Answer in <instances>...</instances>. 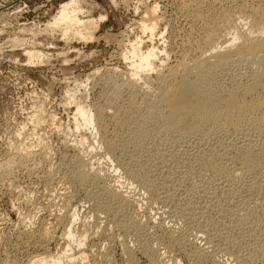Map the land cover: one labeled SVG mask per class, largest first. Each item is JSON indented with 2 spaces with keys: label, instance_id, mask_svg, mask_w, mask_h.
I'll return each mask as SVG.
<instances>
[{
  "label": "rangeland",
  "instance_id": "obj_1",
  "mask_svg": "<svg viewBox=\"0 0 264 264\" xmlns=\"http://www.w3.org/2000/svg\"><path fill=\"white\" fill-rule=\"evenodd\" d=\"M66 1L0 0V264H30L59 254L67 243L73 247L65 231L74 215L76 237L87 233L81 247L86 259L75 254L76 264H264V108L258 102L264 90L259 82L243 84L262 69L257 61L264 53L223 71L209 70L211 84L219 88L235 80L245 101L235 108L240 110L235 119L208 114L194 135L179 140L176 135L183 134L168 130V109L153 103L160 75H166L168 99L187 103L180 79H187L193 65L186 64L203 52V29L227 10L234 16L249 13L259 0H77L80 16L93 21L90 38L45 29ZM149 8L159 21L152 39L139 26ZM221 35L219 44L226 38ZM137 36L142 50L165 48L168 56L161 54V65L156 61L147 79L141 76L132 86L131 59L123 56ZM25 49L43 56L28 61ZM68 94L100 114L104 129L96 121L91 127L97 139L92 149L90 139L79 142L89 130L74 128L75 103ZM200 151L203 165L195 161ZM122 166L126 172L138 168L141 181L134 183ZM168 167L166 190L159 183ZM93 169L102 180H84ZM152 179L158 190L149 192ZM120 183L127 184L124 195L131 204L119 211L113 207L121 202L109 203L114 201L109 191ZM112 211L124 222L112 219Z\"/></svg>",
  "mask_w": 264,
  "mask_h": 264
},
{
  "label": "bare ground",
  "instance_id": "obj_2",
  "mask_svg": "<svg viewBox=\"0 0 264 264\" xmlns=\"http://www.w3.org/2000/svg\"><path fill=\"white\" fill-rule=\"evenodd\" d=\"M154 5V4H153ZM152 5V6H153ZM158 5V4H157ZM151 7V6H149ZM155 7V6H154ZM148 8V7H147ZM146 8V9H147ZM150 9V8H149ZM148 9V10H149ZM59 11L57 12L56 15H54L53 19L47 23V25L45 26V29L46 30H51V31H59V33H61L62 37H68V35H71L73 37H81V38H90L91 37V30L93 28L92 24H93V21L92 20H88V19H85V17H81L80 14H81V8L79 7V5L77 4V0H69V1H66L65 3H63L60 7V9H58ZM241 10V9H239ZM246 11V10H245ZM145 12V11H144ZM217 12V11H216ZM80 13V14H79ZM144 14V13H143ZM148 14V13H147ZM146 14V15H147ZM232 14V15H231ZM234 13H231L229 12L228 10L225 11V12H222L221 14L217 15V18L216 20L212 21L214 23H208V25L205 27V29H203V40H204V46L203 47H200V50L203 48V52L199 53V55H197V58L196 59H193V63L190 64H186L187 67L189 65H193L189 70V75L188 77L191 75L190 78L187 77V79L183 78L185 76H183L181 80L182 83V86H184L183 90H181V97L182 99L184 97H188V102L187 103H183L180 104L178 102V100H173L171 101L170 99H168L167 97V94L165 93V91L167 92V90H163L164 86H163V82H164V79H165V82L167 80L166 78V75H160V79H161V82L157 85V90L156 92L154 93L155 94V97L156 99L153 100V103H156V104H159L162 109L166 110L168 109V120H169V126L170 128H168V130L173 127L175 128V131L177 132H180L181 134H183V136H179V135H176V137H178V139H182V138H187V137H191L193 134V132L197 129V127L199 126L200 122L206 120L208 117L207 115L208 114H211V113H215V116L216 117H219L220 119H225L226 117L230 118V119H235V116L237 114L240 113V110L239 109H235L237 107H242L244 106L245 104V101H242L239 96V90L238 88L235 86V80L234 79H231V83H230V86L228 85V87H225V88H222V87H218V85H216L215 83L211 84V81L213 76L211 74H208L209 73V70H213V71H223L225 70L226 68L230 67V65H232L235 61H239L240 59H244L246 56H252V55H255L257 56L258 54H262L264 53V0H259V4L256 6V7H253L251 8L250 12L249 13H246L244 11H238V16H234L233 15ZM83 15V14H82ZM214 15V14H213ZM210 17V16H209ZM242 17V18H241ZM87 18V17H86ZM160 18V17H159ZM242 19L243 21V18H244V21L243 23L242 22H239L237 19ZM248 20V21H246ZM158 18L155 14V11L154 9H150V12H149V15L145 16L144 18H142L141 20V24H139V26H141V29L144 31V32H147L149 36L150 35V39H152V37L154 36L155 34V31L157 30V26H158ZM140 23V22H138ZM223 26H225V31H222L224 29H221ZM91 31V32H90ZM222 31V32H220ZM162 32V31H161ZM202 32V31H201ZM142 33V32H141ZM159 33V32H158ZM220 33H225L226 34V38H224V42L222 44H219L218 42L221 41H216L218 38H221L222 35L219 37ZM218 35V37L216 39H214L216 36ZM227 35H229V38L227 37ZM224 36V35H223ZM138 37V36H137ZM225 37V36H224ZM141 38V37H140ZM139 37L136 38V40H134L133 42H131V44H129L130 46V50L128 51V54L129 56H123L124 59H131V61L128 63L129 66L131 67V75H130V79H129V82L132 86H134V84H136V82L138 83L137 81V78L139 77H143L145 78V80L147 79V75L149 72H151L152 70L154 71V68H155V62L156 61H160L161 57L160 55L161 54H164L165 57L167 55V51L164 49L162 50H158L157 47H154V46H151V47H146L145 46V49L142 50V40L140 39ZM148 38V37H147ZM223 38V37H222ZM196 39V38H195ZM216 41H214V40ZM201 40V43L202 41ZM242 42H240V41ZM237 41H239L240 43H238ZM152 42V41H151ZM222 42V41H221ZM200 43V42H199ZM202 46V45H201ZM205 48L207 49V51H211V53L209 54H206L208 56H204L205 53L204 51ZM34 49V48H33ZM35 50V49H34ZM202 51V50H201ZM204 53V54H203ZM258 53V54H257ZM25 55L27 56V59L28 61H32L34 60L35 58H39L41 56H43L41 54V52H38L37 50L36 51H33V50H28V49H25ZM168 56V55H167ZM235 56H237V58H235ZM254 56V58H255ZM261 58L258 59L257 63L259 65H261V68L260 69L261 71L263 70L264 71V59H263V56L260 55ZM164 57V58H165ZM196 57V56H194ZM259 57V55H258ZM257 57V58H258ZM163 58V57H162ZM167 58V57H166ZM235 58V59H234ZM252 58V57H251ZM191 60V59H190ZM33 62V61H32ZM31 62V63H32ZM159 63V62H158ZM181 62H179L180 64ZM164 64V63H163ZM162 64V65H163ZM178 64V63H177ZM177 64H175V66L173 67H176ZM182 64H185L183 63L182 61ZM181 64V65H182ZM257 64V66H259ZM160 65H161V61H160ZM180 65V66H181ZM183 66V65H182ZM181 66V67H182ZM158 67V66H157ZM167 67V66H166ZM170 68L172 67L169 66ZM168 67V69H169ZM185 67V66H183ZM182 67V68H183ZM179 67H176L175 69H177ZM189 68V67H188ZM260 68V67H259ZM157 69V68H156ZM173 69V68H171ZM185 69V68H184ZM182 69L183 71H185V74L186 72H188V70L186 71V69L184 70ZM117 69L113 68V71L115 72ZM178 70V69H177ZM253 70V69H252ZM256 70V69H255ZM253 71L252 73H250V76L247 74L246 76H249L248 80H246L243 84L247 85V84H254L255 82H259L260 84L263 85V90H264V72L262 71V73H260L259 69L257 71ZM112 71V72H113ZM170 73H171V70H169ZM158 72V71H157ZM161 72V71H160ZM166 72H168L167 68H166ZM165 72V74H166ZM174 72V70L172 71ZM130 73V72H129ZM168 73V74H170ZM176 73V71H175ZM184 73V72H183ZM164 74V73H162ZM167 74V75H168ZM178 74V73H177ZM113 75V74H112ZM150 75V74H149ZM157 75V74H156ZM174 75V74H173ZM171 76V75H170ZM175 76V75H174ZM182 76V75H181ZM168 77V76H167ZM173 77V76H172ZM88 78V77H87ZM107 78V77H106ZM111 78V77H110ZM87 80V79H86ZM168 80H169V77H168ZM159 81V80H158ZM177 81V80H176ZM215 81V80H214ZM250 81V82H249ZM77 82V81H76ZM237 82V81H236ZM79 84H82V83H79ZM128 83V85H130ZM177 84H178V81H177ZM178 84V85H180ZM208 84V86L206 85ZM221 84V83H220ZM123 85V84H122ZM126 85V84H125ZM77 86V85H76ZM131 86V87H132ZM163 86V87H162ZM167 86V85H166ZM225 86V85H223ZM129 87V86H128ZM130 87V88H131ZM134 88V87H132ZM175 88V87H174ZM179 88V87H178ZM167 89V88H166ZM244 90V88H242ZM117 90V89H116ZM180 90V89H179ZM70 91V90H69ZM118 92V91H117ZM177 92V91H176ZM69 93V92H68ZM147 95L149 94V92H147ZM168 93V92H167ZM180 94V93H179ZM176 95V94H175ZM174 95V96H175ZM68 99L71 100L72 102L74 101V94H68ZM153 96V95H152ZM169 96V94H168ZM154 97V98H155ZM149 99V98H148ZM152 99V98H151ZM175 99V98H173ZM178 99V98H177ZM181 99V98H179ZM259 103L262 104L263 108H264V94H263V97H261L258 101ZM75 109H74V114H73V125H74V128L76 130H79L81 127H83V129L85 130H89L88 131V135H81V138L79 139V142L81 144H85L86 141L88 139L89 142L92 141V143L87 146L89 149H92L94 148V143L95 141L97 140L96 139V136L95 134L92 133L91 131V127L93 128V124L96 123L98 125L97 128H99L100 130H103L104 128L102 126H99L100 124V114L97 113L96 111L94 112L92 110V108L87 105V104H84L83 102L81 101H78V102H75ZM149 104V103H148ZM122 108V107H121ZM124 111V110H123ZM128 111V110H127ZM125 112V111H124ZM117 113V112H116ZM125 114V113H124ZM104 116V115H103ZM113 117V116H112ZM120 117V116H119ZM96 121V122H95ZM95 124V125H96ZM96 125V126H97ZM95 126V127H96ZM87 133V132H86ZM96 133V132H95ZM100 133V132H99ZM189 133V134H188ZM80 134V133H79ZM247 135V133H245ZM244 134V136H245ZM174 136V135H173ZM243 136V135H242ZM201 137V136H200ZM246 137V136H245ZM248 137H251V136H248ZM247 137V138H248ZM195 138V137H194ZM197 138V137H196ZM252 138V137H251ZM92 139V140H91ZM179 139V140H180ZM199 139V138H198ZM243 139V137H242ZM178 140V141H179ZM246 140V138H245ZM244 140V141H245ZM253 140V139H252ZM203 141V139H202ZM243 141V140H242ZM241 141V142H242ZM243 141V142H244ZM248 139L246 140V144H250L252 143L251 141H248ZM88 142V141H87ZM182 142V141H181ZM180 142V143H181ZM187 142V140H186ZM189 142V141H188ZM184 143V142H183ZM195 143V142H194ZM236 143V142H235ZM192 144V143H190ZM232 144V142H231ZM234 144V143H233ZM239 144V142H238ZM241 144V143H240ZM244 144V143H243ZM242 144V145H243ZM180 145V144H179ZM178 145V146H179ZM185 145V144H184ZM187 145V144H186ZM193 145V144H192ZM177 146V145H176ZM183 146V145H182ZM194 146V145H193ZM252 146V145H251ZM181 147V145H180ZM239 146H237L238 148ZM244 147V146H243ZM242 147V148H243ZM248 147V146H246ZM245 147V148H246ZM194 149V147H192ZM251 148V147H250ZM213 149V148H212ZM218 149V148H217ZM183 150V149H182ZM180 150L179 151V155H180V152L182 151ZM188 149H186L187 151ZM210 150V149H209ZM120 152H122V149H119ZM184 151V150H183ZM182 151V152H183ZM193 150L191 149V152ZM219 151V150H218ZM217 151V152H218ZM114 152V151H113ZM194 152V151H193ZM202 151L198 152L196 155L192 154L195 156V161L198 160L197 162L201 163V165H203V161L204 160V155L202 156V154H200ZM206 152V151H204ZM213 151L211 150V153ZM189 153H190V150H189ZM195 153V152H194ZM203 153V152H202ZM210 153V152H209ZM186 154V152H185ZM216 154V152L214 153ZM107 155V154H106ZM116 156V154H113ZM119 155V154H118ZM117 155V156H118ZM125 155V154H124ZM151 155V154H150ZM177 155V154H175ZM210 155V154H209ZM209 155H208V158H209ZM212 155V154H211ZM210 155V156H211ZM219 155V154H217ZM223 155V154H222ZM116 156V157H117ZM121 156L122 154H120V159H121ZM127 156V155H126ZM130 156V155H129ZM145 156V155H144ZM174 156V155H173ZM207 156V155H206ZM205 156V157H206ZM216 156V155H215ZM215 156L212 157L214 158L215 160ZM123 157V156H122ZM175 157V156H174ZM177 157V156H176ZM189 157V156H188ZM220 157V156H219ZM119 158V156H118ZM124 158V157H123ZM122 158L123 161H127L129 160V158H125L127 160H124ZM134 158V157H133ZM147 158V157H146ZM149 158V157H148ZM186 158V157H185ZM211 158V157H210ZM117 159V158H116ZM118 159V161L120 160ZM182 159V158H181ZM206 159V158H205ZM135 160V159H134ZM151 160V159H150ZM149 160V161H150ZM166 160V159H165ZM176 160V159H175ZM188 160V159H187ZM219 159H217L218 161ZM143 161V160H142ZM147 161V160H146ZM148 161V162H149ZM174 161V160H173ZM182 161V160H181ZM210 161V160H209ZM207 160V162H209ZM212 161V160H211ZM216 161V162H217ZM131 163V161H128V163ZM133 162V161H132ZM135 162V161H134ZM151 162H153L151 160ZM127 163V162H126ZM125 163V164H126ZM139 163V162H138ZM143 163V162H142ZM146 163V162H145ZM166 163V162H165ZM176 163V162H175ZM203 163V164H202ZM215 163V162H213ZM120 164V162H119ZM124 164V165H125ZM178 164V163H177ZM127 165V164H126ZM133 165V164H132ZM136 165V163H135ZM139 165V168H141L142 166L140 164ZM137 165V166H138ZM143 165V164H142ZM150 165V164H149ZM149 165L147 166V168L149 167ZM141 166V167H140ZM165 166V165H164ZM191 166V165H190ZM124 172L125 169H124V166H122ZM129 167V165L127 166ZM133 168L135 166H132ZM144 167V166H143ZM142 167V168H143ZM179 167V166H178ZM193 167V166H192ZM131 168V167H130ZM128 169V168H127ZM136 169V167L134 168ZM191 169V168H190ZM193 169V168H192ZM131 170V169H130ZM128 170V171H130ZM136 170H139L138 168ZM135 170V172H126L128 174H133L137 179V177H139L141 179L140 176L141 173L137 172ZM142 170V169H141ZM146 170V168L144 169ZM171 169H169L168 167V170H166L165 172H163V180L161 181V184L159 183V185L162 187H166L165 189L167 190V183H165V181L167 182V179L168 176H169V171ZM148 171V170H147ZM163 171V169H162ZM180 171V170H179ZM182 171V170H181ZM161 172V171H160ZM143 173V172H142ZM174 173V172H173ZM140 174V175H139ZM180 174V173H179ZM147 174L144 173V177L143 178H147L146 176ZM161 175V174H160ZM159 175V176H160ZM130 176V175H129ZM84 177L86 179L84 180H88V179H92L93 182L98 180V179H101V175H100V172L98 171H95V169H93V171H91V173H88V174H85ZM153 177H158V176H153ZM152 177V178H153ZM132 177H130L131 180L129 181H132V180H136ZM149 179V178H148ZM157 179V178H155ZM155 179H154V182H153V179L150 181L151 183H149L150 185H148L150 187V190H148L149 192L152 191L153 189H157L158 190V184H155ZM171 179V178H170ZM102 180V179H101ZM143 180V179H142ZM138 181H141V180H136L134 181L135 182H138ZM172 181V179H171ZM92 182V181H91ZM144 182V181H142ZM159 182V181H158ZM169 182V181H168ZM173 182V181H172ZM132 183V182H131ZM145 183V182H144ZM148 183V182H146ZM171 183V182H169ZM141 183H138L137 185H139ZM94 185V184H93ZM127 185V184H126ZM125 185V183H120V184H116L112 187V189L109 191V196H111V199L113 198L114 201L112 202H109V203H115V199L118 198L117 201H119L118 203H120L118 206L116 207H113L117 210H121V207L124 205H130L131 204V201L125 197L124 195V192H128V188L127 186ZM128 185H129V182H128ZM131 185V184H130ZM157 186V187H156ZM129 187V186H128ZM142 187V186H140ZM146 187V186H144ZM142 187L144 190L143 191H146L145 188ZM170 187V185H169ZM131 188V187H130ZM148 188V187H147ZM146 188V189H147ZM153 190V191H156ZM164 189V190H165ZM128 190V191H126ZM171 190V189H170ZM147 191V192H148ZM163 192V191H162ZM166 192V191H165ZM171 192V191H170ZM155 193V192H153ZM164 193V192H163ZM175 193V192H174ZM165 194V193H164ZM157 195H158V192H157ZM156 196V195H155ZM161 196V195H160ZM169 196V195H168ZM166 197V196H165ZM180 197V196H179ZM161 198V197H160ZM168 198V197H167ZM120 199V200H119ZM162 199V198H161ZM155 200V199H154ZM185 200V199H184ZM162 201V200H161ZM183 201V199H182ZM108 203V204H109ZM133 203V201H132ZM117 204V203H116ZM179 204V203H178ZM104 205V204H103ZM106 205V204H105ZM111 205V204H110ZM181 205V204H180ZM179 205V206H180ZM108 206V205H107ZM113 206V204H112ZM111 206V208H112ZM106 207V206H105ZM122 207V208H123ZM127 207V206H126ZM103 208V207H102ZM110 208V207H109ZM110 208V209H111ZM113 209V211L115 210ZM178 209V208H177ZM104 210V209H103ZM123 210V209H122ZM109 210H107L108 212ZM111 211V210H110ZM112 211V213H113ZM70 212V211H69ZM102 213V212H101ZM111 214V212H110ZM114 214V213H113ZM76 216L77 215H74L73 216V219L72 221L70 222L68 228L66 229L65 231V234L67 236V238L69 239L68 241L69 242H73L75 243V245L73 244V247L72 245L68 244L65 246L66 248L61 249L63 250L62 252H60L59 254L55 255V256H42V257H37L38 259L36 260H31L30 264H63V258H68V264H76V262L74 263V260H76V257L78 259H82V258H85L84 256V251L83 249L81 248L83 245H84V241L86 239V234L85 231L81 233V235L78 236V238L76 237V232L74 231V224L76 223ZM109 215H107L108 217ZM111 216V215H110ZM98 217V216H97ZM119 217V214L117 212V214H114L113 215V218H116V222H117V219ZM78 218V217H77ZM123 218V217H121ZM124 219V218H123ZM128 220V219H126ZM119 221H123L124 220H119L118 219V222ZM115 222V220H114ZM117 222V223H118ZM121 223L122 226H126L125 223ZM127 222V221H126ZM84 223V222H83ZM24 224V223H23ZM98 224V223H97ZM124 224V225H123ZM31 225V224H30ZM82 225V224H81ZM159 225V224H158ZM84 226V224L82 225ZM88 226V225H86ZM85 226V227H86ZM115 226V225H114ZM98 227H99V224H98ZM127 227V226H126ZM150 228V227H149ZM87 230V229H86ZM88 231V230H87ZM89 234V233H88ZM64 236V235H63ZM142 237V236H141ZM208 240V239H207ZM111 241V240H110ZM113 241V240H112ZM141 241V240H140ZM206 241V240H205ZM210 241V240H209ZM139 244V243H138ZM141 245V244H140ZM144 245V244H143ZM261 246V245H260ZM75 247V248H74ZM141 247V246H140ZM151 247V246H150ZM142 248V247H141ZM149 248V246L147 247ZM262 248L264 250V244H262ZM76 249V251H75ZM153 249V248H152ZM150 248V250H152ZM261 249V247H260ZM126 250V249H125ZM147 250V249H146ZM148 251V250H147ZM58 253V252H57ZM103 253V252H102ZM102 253H99V254H102ZM129 252H127L128 254ZM144 253V252H143ZM75 254H77V256H75ZM86 254V253H85ZM264 254V253H263ZM39 255V254H38ZM97 255V254H96ZM40 256V255H39ZM84 256V257H83ZM101 257V255H99ZM102 256H105L102 254ZM107 256V254H106ZM80 257V258H79ZM132 257V256H131ZM104 257H102V260ZM150 258V257H149ZM12 259V258H11ZM86 259V258H85ZM131 259V258H130ZM106 260V259H105ZM83 261V259H82ZM66 262V261H65ZM64 262V263H65ZM105 263V262H104ZM109 263V262H108ZM17 264V263H16ZM29 264V263H28ZM85 264V263H84ZM87 264V263H86ZM220 264V263H219ZM222 264V263H221Z\"/></svg>",
  "mask_w": 264,
  "mask_h": 264
},
{
  "label": "clouds",
  "instance_id": "obj_3",
  "mask_svg": "<svg viewBox=\"0 0 264 264\" xmlns=\"http://www.w3.org/2000/svg\"><path fill=\"white\" fill-rule=\"evenodd\" d=\"M101 19L103 20V19H106V18L102 17Z\"/></svg>",
  "mask_w": 264,
  "mask_h": 264
}]
</instances>
